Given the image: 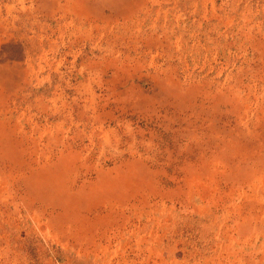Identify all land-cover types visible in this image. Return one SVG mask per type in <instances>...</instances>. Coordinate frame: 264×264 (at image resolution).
I'll list each match as a JSON object with an SVG mask.
<instances>
[{
    "label": "rangeland",
    "instance_id": "obj_1",
    "mask_svg": "<svg viewBox=\"0 0 264 264\" xmlns=\"http://www.w3.org/2000/svg\"><path fill=\"white\" fill-rule=\"evenodd\" d=\"M0 264H264V0H0Z\"/></svg>",
    "mask_w": 264,
    "mask_h": 264
}]
</instances>
